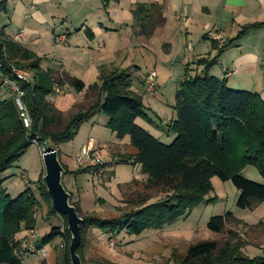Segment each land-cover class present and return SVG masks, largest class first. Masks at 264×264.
<instances>
[{
    "label": "trees",
    "instance_id": "obj_1",
    "mask_svg": "<svg viewBox=\"0 0 264 264\" xmlns=\"http://www.w3.org/2000/svg\"><path fill=\"white\" fill-rule=\"evenodd\" d=\"M143 12L149 14L147 5L134 12V19L140 22L142 15L147 17ZM262 27L264 23L242 27L238 35L221 48L217 41L212 40V49L218 50L215 58H201L185 66L175 95L176 118L168 127V133L176 136L170 145L160 142L137 124L139 119L146 124H151L152 120L143 97L132 89L130 73L119 69L102 71L98 84L90 87V90H96V97L65 118L67 115L59 111L49 98L66 84L81 93L85 84L67 75L58 78L52 71H44L38 56L9 41L0 31V37L6 39L7 50L3 75L13 80L10 65L24 67L33 73L30 84H20L25 91L24 103L32 119L30 129L20 119L14 96L7 100L0 97V264H23L21 256L24 247L28 253V238L24 239V245L17 236L36 229V207L39 205V199L31 189L15 199L7 195L3 175L14 167L31 145H49V148L56 149L71 142L81 127L97 114L107 117L106 127L120 141L129 138L136 151L119 162L141 166L142 174L147 176L145 189L161 190L167 196L150 205L146 199L139 200L136 208L115 219L83 216L81 240L91 228L112 237L122 233L138 237L149 230L173 226L206 202L213 191L212 180L216 177L223 182H232L236 187L239 209L253 211L264 203V186L242 177L246 168L254 167L264 180V100L248 91L232 90L227 79H218L210 74L225 49ZM192 66L202 67L203 70L193 74ZM58 155L60 157L59 152ZM61 164L64 176L87 172V169L69 171ZM43 181L41 176L39 195L51 207V214L58 215L51 206L52 201ZM70 195V204L81 215L79 204L73 203V194ZM63 219L64 227H53L41 236L38 247H47L56 238H64L67 243L64 264H71V235L66 217ZM230 222L246 224L231 212L212 217L207 229L215 235H225L226 240L223 243L202 241L193 244L178 264H264L262 257L249 258L245 255L243 250L248 245L247 240L238 232L227 229ZM77 254L86 264L83 254L78 251Z\"/></svg>",
    "mask_w": 264,
    "mask_h": 264
},
{
    "label": "crops",
    "instance_id": "obj_2",
    "mask_svg": "<svg viewBox=\"0 0 264 264\" xmlns=\"http://www.w3.org/2000/svg\"><path fill=\"white\" fill-rule=\"evenodd\" d=\"M149 3H157L162 9L158 11L157 17L150 18V14H147L150 18L147 23L159 19L160 24L156 31L154 28L150 30L144 36L145 39L137 38L132 41L129 39L130 34L134 31L139 33L141 28L136 26L139 21L134 19V12ZM177 14L186 18L185 24L177 20ZM142 16V20L147 18ZM139 23L142 25V21ZM154 23L152 22V25ZM256 23H264V0H113L108 3L103 0H4L0 10V31L5 38L38 56L41 59L40 67L44 71H52L58 78L67 75L85 84V90L81 93L66 84L49 98L64 115L71 114L76 108L96 97V90H90V87L98 84L102 71L110 72L113 68L126 71L133 60L137 62L139 56L150 59L155 64V69L150 72L158 74V89L155 94L150 95L146 83L144 82L143 86L142 81L138 87L144 92L138 95L143 97L152 120L151 124H147L146 130L162 143L174 140L166 133L176 118L175 95L184 73L172 72L171 78L165 77L162 69H156L157 56L177 57L176 47L181 44L182 49L180 48L179 52L186 48V43L181 38L185 34L186 38L196 36L200 39L202 43H199V46L202 45V48L199 51L192 42L191 50L188 46L190 55L185 57L184 66L201 58L213 59L218 55V50L212 49V40L217 41L221 48L224 45L222 43L234 39L242 27ZM124 29L129 30L127 35L122 37V41L114 42V36ZM127 42L135 43L128 45ZM115 44L119 49L116 50ZM123 51L126 54L124 56ZM163 61L168 62L169 58ZM172 64H175L174 60ZM191 70L195 74L200 73L203 68L192 66ZM210 74L218 79H227L228 86L234 78L246 80V87H250L248 92L257 94L264 100V27L251 31L225 49ZM132 89L137 93L133 83ZM13 96L10 88L0 79L1 99L7 100ZM101 117L106 118L97 114L85 124L95 127ZM105 122L107 124V121ZM118 141L112 147L105 143L97 145L105 162L112 151L116 156L126 154L119 152L123 151L119 144H125L126 138ZM56 150L60 153L61 162L69 171L81 169L70 156L62 153L60 147ZM134 170L136 175H133V178H138L140 174L142 179L144 177V180H147V176L141 173V166H134ZM70 176L77 180V175ZM77 182L74 181L70 191L82 206L83 190L77 187ZM167 229L169 228L164 230ZM21 235H18L17 239Z\"/></svg>",
    "mask_w": 264,
    "mask_h": 264
},
{
    "label": "rangeland",
    "instance_id": "obj_3",
    "mask_svg": "<svg viewBox=\"0 0 264 264\" xmlns=\"http://www.w3.org/2000/svg\"><path fill=\"white\" fill-rule=\"evenodd\" d=\"M110 1L113 0H108L105 3ZM150 5H153V7H150ZM147 6L150 18L157 17L158 11L162 9V6H159L157 3H149ZM143 14L147 16V12H143ZM174 17H176V12H174ZM150 18L140 20L144 22L142 25H140L141 23L139 22L136 23V26H141V28H139L140 32L135 33L134 31L131 33L129 37L130 40L132 39V41H134V39L137 38H142L143 40L145 39L144 36H146L150 30L154 28L156 31V27L159 26L160 20H151V23L148 24L147 20L149 21ZM175 21H173V23L176 25L177 21ZM152 22H155L154 25H152ZM177 23L180 24L179 21ZM131 29L132 26H130L129 30ZM129 30L124 29L121 33L114 36V42L122 41V37L127 35ZM181 38L186 43V48L179 52L180 48L182 49L181 44H179V46L176 47L177 57L176 55H171L168 57V62L163 61L168 59L164 55H158L156 58L158 64L156 69L157 71H161L162 69L165 77L169 76L171 78L172 72H176V74H178V72L184 73L185 66L188 64L184 66L183 61L188 54L190 55L189 50L192 49V42L194 46L199 48V51L202 48H200L202 45L199 46V43H202V41L196 36L186 38L185 34H183ZM127 43L131 45L135 42ZM224 43L225 42L222 44ZM188 46L190 48L189 50ZM115 48L116 50L119 49L117 44H115ZM122 54L123 56L126 55L125 51H123ZM137 56L136 53L135 57ZM173 60L175 61L174 65L172 64ZM133 62L135 63V60L130 63V67L126 71L132 76L131 82L134 84L137 94H141L144 90L141 87L139 88L138 84L140 86L143 81V86L144 82L147 86L149 80L148 73L155 69V64L152 63L150 59L147 60L141 56L138 57L135 64H133ZM137 67L139 69L136 70ZM114 69L121 70V68H113V70ZM234 81H236V83ZM169 82H173V80H169ZM157 84L158 74L155 78V90L149 91L147 87L150 95L156 93L158 89ZM228 87L236 91H250L248 90L250 87H246V80H237L236 78L231 81ZM144 89L146 92V88ZM66 117H68V115L65 116V118ZM105 121H108L107 117H101L95 127L84 124L73 141L59 146L62 153L68 157L70 156L73 162L77 163L79 168L87 169L86 173L77 175V180L70 175L63 176V185L69 194L71 193L70 188L74 185V181H78L77 187L83 190V205L81 206V202L76 201L75 195L72 201L73 203L79 204L81 208V218L85 215H91L102 220L115 219L136 208L139 200L146 199L147 204L150 205L161 201L167 196V194L161 190L145 189L146 180H144V177L142 179L139 174L138 178H133V175H136L134 166L131 164H121L119 162L123 157L132 155L136 152L131 146L129 138H126L127 142L125 144H119V146L121 145V149H123V151L119 152H125L126 154L116 156V153L112 151L109 153L108 161H104L102 153L101 155L99 153L100 147L97 145L105 143L107 146L112 147L115 143L119 142L116 134L112 133L106 127ZM137 124L141 128H148V125L141 119L137 120ZM166 134L170 138L173 137L175 140V135L172 133ZM90 138H93L96 142ZM164 139L166 140L167 138ZM89 140L91 141L90 143H93L94 148L90 152V158L87 159L83 158L81 155ZM174 140L167 141V145H170ZM50 146L54 147L51 144ZM48 148L49 145H43L41 147L35 144L31 145L26 154L14 165V167L3 175V179L6 180L4 187L7 190V195L11 198L15 199L23 192L31 189L39 199V205L36 207V229L40 236L47 234L53 227L63 228L65 225L61 215L51 214V207L46 202L42 201L38 192L39 179L42 176L44 180L45 176L40 149L45 151ZM95 157L102 159L104 167L106 168V172L101 178L96 174V171H94L95 168H97V165L93 161ZM81 159H83L82 162H80ZM92 177L96 183L92 181ZM242 177L248 181L264 186V180L254 167L246 168L242 173ZM212 187L213 191L206 198V202L194 209L188 218L181 219L174 224V228L168 227L169 229L167 230H149L138 237L129 236L126 233H122L117 237H112L110 234L91 228L84 235L81 240V246L77 251L83 254L86 264H178L185 257L188 248L193 244L202 241H218L223 243L226 240V236H219L210 232L207 229V223L212 217L231 212L235 217L247 221L246 224L241 225L230 222L227 227L229 230L238 232L247 240L248 245L243 250L246 253L245 255L249 258H264V203L260 204L253 211L242 210L237 207L238 191L232 182H223L216 177L212 180ZM209 200L210 203H208ZM51 206L53 207L52 202ZM28 234L27 231L26 233H22L21 237L18 238V240L23 241L24 245L26 242L24 239L28 237ZM66 245L67 243L64 238H56L45 248L47 251L45 257L41 254H31L29 252L28 254L24 247V252L21 256L23 264H64Z\"/></svg>",
    "mask_w": 264,
    "mask_h": 264
},
{
    "label": "built area",
    "instance_id": "obj_4",
    "mask_svg": "<svg viewBox=\"0 0 264 264\" xmlns=\"http://www.w3.org/2000/svg\"><path fill=\"white\" fill-rule=\"evenodd\" d=\"M103 1L106 2L108 0H103ZM3 4H4V0H0V10ZM177 20L182 21L184 24L186 22V18L182 17L180 14L177 15ZM5 41L6 39L4 37H0V56H1L0 57V79L13 92L14 102L19 111L20 119L22 120L24 126L30 129L32 126V119L24 103L25 91L21 89L20 84H30L33 80V73L24 67H17L14 65H10L9 69L12 73V76L14 77L13 80L3 75V69H4L3 61L7 60V50H6V45L4 44ZM156 75H157L156 72L149 73V77H148L149 80L147 84L149 91L155 90ZM90 142L91 141L89 140L87 143V146L83 150V154L81 155L83 158H87V159L90 158V152L94 148L93 143H90ZM35 145L37 146L36 143ZM40 153L43 154V150L40 149ZM82 160L83 159H81L80 162H82ZM93 161L97 165V168H95L94 171H96V174L99 175L101 178L102 176H104L106 172L104 163L102 159H100L99 157H95ZM92 181L96 183V181L93 180V177H92ZM28 233H29L27 237L28 238V245H27L28 252L31 254H41L45 257L47 253V251L45 250L46 247H41V248L38 247V244H39L38 242L41 239V236L38 230L32 229V230H29Z\"/></svg>",
    "mask_w": 264,
    "mask_h": 264
},
{
    "label": "water",
    "instance_id": "obj_5",
    "mask_svg": "<svg viewBox=\"0 0 264 264\" xmlns=\"http://www.w3.org/2000/svg\"><path fill=\"white\" fill-rule=\"evenodd\" d=\"M45 169L44 183L52 201L53 208L59 215L66 217L68 231L71 235L69 253L71 264H83L77 250L81 244V224L83 219L70 204L71 195L63 185L65 170L60 162L58 151L48 148L42 154Z\"/></svg>",
    "mask_w": 264,
    "mask_h": 264
}]
</instances>
